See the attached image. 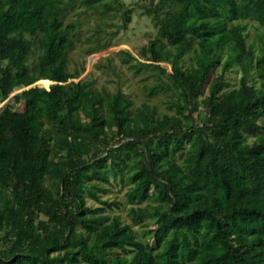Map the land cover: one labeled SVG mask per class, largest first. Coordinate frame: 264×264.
<instances>
[{
    "label": "trees",
    "instance_id": "16d2710c",
    "mask_svg": "<svg viewBox=\"0 0 264 264\" xmlns=\"http://www.w3.org/2000/svg\"><path fill=\"white\" fill-rule=\"evenodd\" d=\"M77 1L93 7L102 0H0V97L28 86L15 97L25 102L23 113L0 109V264H264V135L253 145L244 135L260 129L264 85L256 89L245 78L221 98L225 76L214 77L208 117H194L226 47L244 73L255 66L264 78V54L256 57L254 44L248 47L243 23L264 27V0H164L150 11L180 54L193 38L197 44L196 66L183 72L173 64L180 99L172 106L176 114L162 118L150 116L148 105L130 117L132 102L119 94L109 98L103 117L105 99L91 82L67 85L81 74L68 71L77 24L63 22ZM165 2L176 8L161 18ZM258 40L264 43V35ZM35 47L39 69L33 71ZM164 49L152 47L156 62L170 60ZM143 65L130 68L140 72ZM82 115L93 118L85 122ZM115 125L116 146L106 131ZM89 140L104 143L103 152H93ZM185 149L183 166L164 159ZM127 160L133 161L127 213L134 224L156 222L154 246L139 241L119 217L100 226L105 208L90 209L84 197L90 182H108L107 174L122 173ZM180 202L183 209L175 210ZM80 225L86 236L79 235ZM116 250L128 256H113Z\"/></svg>",
    "mask_w": 264,
    "mask_h": 264
},
{
    "label": "rangeland",
    "instance_id": "374dc122",
    "mask_svg": "<svg viewBox=\"0 0 264 264\" xmlns=\"http://www.w3.org/2000/svg\"><path fill=\"white\" fill-rule=\"evenodd\" d=\"M162 1L164 0H102L93 7H88L80 1L69 4L63 22L65 24L75 22L77 32L73 36L74 48L69 55L68 71L71 74L76 72L81 74L78 78L70 80L67 85L80 81L91 82L93 90L102 93L105 99V105L99 108L101 116L106 117L109 114L111 110L108 104L109 98L117 94L131 100L132 105L128 108L131 113L130 117L134 116L136 110L144 107V105L150 106V109L147 110L150 116L155 115L162 118L164 115L176 114V109L172 106L179 101L180 90L174 84L173 64L179 66L183 72H187L193 66H196L194 50L197 48V44L195 38H193L190 49L180 54L178 49L170 45L161 36L160 22L155 14L150 11L156 10ZM173 8L176 7L170 2H165L162 5L160 17L164 18L166 13ZM243 23L248 25V30L245 33L248 47L254 44L255 56H262L264 54V43L258 40V35H264V27L251 19ZM161 44L165 45L164 50L171 54V58L167 62H156L154 60L152 47ZM103 46L105 47L101 50L92 53L95 48ZM38 55L39 50L35 47L29 59V66L33 71L39 69L37 67ZM228 57H230L229 60H227ZM126 60H129V62H126ZM138 63L144 64L141 66L140 72L130 68V66L138 65ZM155 65L161 66L164 72L155 68ZM226 66H228V69ZM262 70L264 71V61ZM258 72V69L254 66L250 72L244 73L240 62L233 57L232 48L229 47L228 49L226 47L220 64L216 66L210 81L197 101V110L194 112V117L200 122L208 117L209 111L205 100L210 95V82L214 77L222 74L225 76V88L220 95L222 98L229 92L238 90L245 78L250 86L261 89L264 85V78H260ZM27 87L16 89L6 100L0 97V109L8 106L20 114L23 113L26 109L25 102L17 103L15 97L28 90ZM82 117L85 122H90L93 118L89 116L86 119L83 115ZM46 127H49V125ZM259 128V131L255 134L244 133L248 144L253 145L260 135H264V119L259 121ZM106 131L110 145L116 146L120 143L117 136L118 126L115 125L112 130L106 128ZM57 132L54 131L53 134ZM89 141L92 143L91 140ZM91 145L94 148L93 152L97 150L103 152L105 149L102 142L96 141ZM185 151L186 149L164 159L183 166L185 164ZM89 158H92V154ZM132 163V160H127V163L122 166V173L117 174L116 177L107 174L108 182L98 179L90 182L88 184L90 187L85 190L84 197L90 209L105 208V211L100 214L102 216L99 222L100 226L108 224L113 217H119L122 224H130L139 241L149 242L154 246L156 243V222L146 220L145 222H150L149 226L144 225L145 222L134 224L127 213L129 204L126 200V194L129 187L133 186V184H129L132 174L129 168ZM105 172L107 173V171ZM45 185H48V181L45 182ZM91 185H96L98 190H93ZM154 192L155 186L151 190V193ZM96 196L103 201H108L110 206L106 207L100 204ZM146 204L147 202L143 203L142 206H146ZM154 204L157 205L158 203ZM183 207L184 204L180 202L178 208L174 209L180 211ZM89 215L92 216V214ZM40 220H47V218L40 216ZM77 231L80 236L87 235L81 225L78 226ZM112 255L128 256L126 251L120 250L112 252Z\"/></svg>",
    "mask_w": 264,
    "mask_h": 264
},
{
    "label": "water",
    "instance_id": "95a60500",
    "mask_svg": "<svg viewBox=\"0 0 264 264\" xmlns=\"http://www.w3.org/2000/svg\"><path fill=\"white\" fill-rule=\"evenodd\" d=\"M53 84H55V83L53 82ZM31 88H34V87H30L29 89H31Z\"/></svg>",
    "mask_w": 264,
    "mask_h": 264
}]
</instances>
